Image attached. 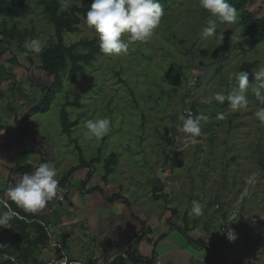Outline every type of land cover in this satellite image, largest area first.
<instances>
[{
    "label": "rangeland",
    "instance_id": "1",
    "mask_svg": "<svg viewBox=\"0 0 264 264\" xmlns=\"http://www.w3.org/2000/svg\"><path fill=\"white\" fill-rule=\"evenodd\" d=\"M58 1L63 11L81 4L79 0ZM28 3L31 10L26 17L15 20L0 17V132L5 125L4 117L14 114V109L15 117L23 122L26 139L33 130L35 145L47 142L52 146L59 166L65 162L66 166L77 168L98 153L103 172L104 157L109 160L111 155L116 156L118 171L131 184L141 178V194L163 196L160 204L163 202L174 210L182 227L195 225V229L211 222L219 236H223L227 219L240 210L235 221L236 239L234 242L228 239L233 245L227 244L226 248L241 260L246 258L247 264H264V124L254 116L257 108L264 105L251 93L248 106L237 112H232L227 102L202 103L216 91H231L236 86L235 80H229L233 72H247L252 82L254 70L264 66V43H251L239 25V17L236 24L218 22L217 34H224L223 41L205 37L202 29L210 14L199 7V0H161L164 15L147 42L130 44L126 55L99 56L86 74L76 80L64 73L63 87L50 111L34 117L29 114L24 124L23 112L27 107L21 106L16 89L26 96L37 90L34 92L37 98L31 96L30 104L36 106L44 97L40 86H36L41 75L45 76L46 87L54 79L40 70L39 54L22 55L23 45L32 38L44 41L46 46L56 42L55 28L46 21L38 0ZM62 3L69 7L63 8ZM251 5L255 16L264 18V0L252 1ZM237 30L242 32L243 39L231 45L230 36ZM10 31H16L22 42L9 39ZM64 40L68 47L83 41L98 43L94 29L85 22L79 25L77 33L66 34ZM77 52L88 51L79 48ZM205 68L213 72L207 83L202 80ZM193 103L197 104L196 115L203 114L207 119L201 120L197 142L185 148L190 134L179 133L172 123L182 106L188 114ZM62 111L70 123H77L70 134L62 126ZM218 113H224V119H217ZM105 116L112 121L108 135L99 140L86 139L85 121ZM170 128L174 131L167 136ZM45 144L43 150L35 149L37 154L31 158H44L49 152ZM4 145L7 147V143ZM12 145L17 149L29 146L18 139ZM8 151V157L15 159V166L31 159L19 153L16 156L13 149ZM172 153L178 154L181 167L167 160ZM248 178L254 181L252 195L244 198L241 188ZM222 188L221 201L226 207L219 209L215 200ZM1 189L0 197L5 198ZM206 191L213 203L208 202ZM193 200L203 205L202 215L189 214Z\"/></svg>",
    "mask_w": 264,
    "mask_h": 264
},
{
    "label": "crops",
    "instance_id": "2",
    "mask_svg": "<svg viewBox=\"0 0 264 264\" xmlns=\"http://www.w3.org/2000/svg\"><path fill=\"white\" fill-rule=\"evenodd\" d=\"M252 1L255 0H251L248 8L252 7ZM257 18L264 20L260 16ZM44 79L45 76L41 75V79L36 83V86H40L39 90L42 96L43 90L47 88ZM17 91L22 90L16 89ZM18 92L17 98L21 106L28 108H25L26 111L23 112L25 117L29 111L38 106V104L30 105L32 97L37 98V94L34 93L37 90H34L29 96ZM41 100L42 98H40ZM12 112L16 114L14 109ZM35 115L38 114H34L32 117ZM16 117L14 114H10L5 116L2 121L5 125H2L0 132L1 191L4 190L6 193L5 190L15 184V178L22 174L12 173V170L24 165L31 166L35 170L40 163L48 162L57 170L59 184L67 178L66 190L59 198L50 201L44 210L27 213L52 225L53 241L63 242L69 251L68 255L71 260L83 264H112L119 258L125 259L127 264H154L157 259H160L164 264H247L246 258L241 260L236 253H232L230 249L226 248L227 244L233 245V243L229 242L226 233L219 236L214 226H211V222L204 227L199 226L195 229V225L182 227L175 218L174 210H171L170 206H165L163 202L160 204L163 196L153 198L150 195L141 194L143 191L139 185L141 178H137L136 183L131 184L124 174L118 171L119 161L115 172L106 176L105 167H103V172L100 171L101 163H99L98 153H96L87 158L86 163L89 164V167L86 165L87 168L79 169L68 177L76 167L66 166L65 162L59 166V158L55 155L56 152L52 146L47 142L35 145L33 139L36 134L33 130L28 140L23 138L15 123ZM28 120L29 118H24V124ZM10 138L12 140L9 142ZM17 139L24 140L29 146L23 149L14 148L12 142ZM5 143H7V147H5ZM44 144L46 145L45 149L49 151L43 155L44 158L41 160L31 158L37 154L34 153L35 149L43 150ZM11 149L15 155L19 153L17 155L31 159L23 160L24 163L21 166H15V159L9 158L7 154V151ZM8 152L10 153V151ZM48 154L51 157L49 159ZM104 159L105 163L107 158L104 157ZM30 161H32L31 164H29ZM26 162L29 163L26 164ZM104 163L103 166H105ZM82 175H85V178ZM68 185H70V189H68ZM67 193H69L68 202L63 200ZM165 194L168 193L165 192ZM4 196L5 198L0 197V200L10 204L12 201L5 194ZM117 196H121L122 199L114 203L108 201ZM59 201H63V207L58 205ZM51 204L54 206L47 215ZM223 204L226 207V204ZM236 214L239 215L238 210L233 215ZM236 219L230 223L232 230L237 229ZM12 224H15V230L18 232V221L13 222L12 220ZM76 230L86 233L89 238L88 242L73 234ZM213 231L215 235H213ZM38 232V228L34 225H29L26 230L30 240L38 238ZM226 239L227 241H225ZM49 241L45 245L33 248L29 264H53L55 262L58 254L49 247ZM48 258L51 261L47 262Z\"/></svg>",
    "mask_w": 264,
    "mask_h": 264
},
{
    "label": "clouds",
    "instance_id": "3",
    "mask_svg": "<svg viewBox=\"0 0 264 264\" xmlns=\"http://www.w3.org/2000/svg\"><path fill=\"white\" fill-rule=\"evenodd\" d=\"M63 8H68L67 3H62ZM199 7L210 14L202 35L213 37L219 41L224 40V34H217V24H236L239 17L238 9L228 0H199ZM164 15L161 0H92L84 17V22L92 29L98 38L100 51L105 55H126L130 44L147 42L153 35ZM241 31L232 32L231 45L241 42ZM125 37V38H122ZM45 42L32 38L25 41L22 55L30 53L39 54L45 48ZM229 80H235L236 86L231 91H216L207 96L202 103L211 105L213 102L223 105L227 102L232 112L245 109L249 103V94H253L261 105H264V66L254 70V79L249 81L248 73L236 71L229 75ZM255 118L264 124V106L258 107L254 113ZM203 114L194 116L191 111L185 116L183 112L177 117L181 124L174 125L179 133L190 134L184 147L197 142L201 135V120H206ZM217 119H224V113H218ZM109 117H98L85 121V137L88 140H99L108 135L111 130ZM62 189L59 187L57 170L48 162H43L34 171L25 172L15 178V184L10 185L5 195L15 205L25 212L37 213L48 207L49 202L59 198ZM0 228H11L13 217L19 214L4 200H0ZM204 207L198 200L192 201L190 215L200 216ZM235 216V215H233ZM230 216L227 220L232 219ZM227 237L230 241L236 239V233L229 228ZM3 245H0L2 248ZM10 257L0 255V264H5ZM14 264V261H13Z\"/></svg>",
    "mask_w": 264,
    "mask_h": 264
},
{
    "label": "trees",
    "instance_id": "4",
    "mask_svg": "<svg viewBox=\"0 0 264 264\" xmlns=\"http://www.w3.org/2000/svg\"><path fill=\"white\" fill-rule=\"evenodd\" d=\"M80 5L73 6L69 10H61V3L58 0H38L39 6L43 8L46 21L53 25L55 28L56 42L46 46L43 52L39 53L41 61L40 69L49 78H53V83L44 90V97L33 110L29 111L25 115V119L29 117V114H45L50 111L53 102L56 99L57 94L63 87L62 75L68 72L69 78L76 80L79 77H83L88 67H92L93 63L98 57H103V54L98 46L96 40L83 41L68 47L65 44L64 36L66 34H73L79 31V25L84 23L85 14L92 2V0H79ZM228 2L234 5L239 12V25L246 37L254 45H260L264 43V20L255 16L254 11L248 8L251 0H228ZM31 10L28 0H0V17L9 19H22L26 17ZM7 37L11 40H18L19 35L16 31H10ZM83 48L88 52L86 54H79L77 50ZM70 64V67H69ZM124 83V81H122ZM77 103V102H76ZM15 114V113H14ZM62 126L64 131L71 133V130L77 126V123H70L68 115L62 111L61 113ZM15 123L19 129V132L23 138L26 139V131L22 126V121L16 117ZM111 160V162H109ZM169 161V157L167 158ZM118 165L116 156L111 155L109 160L105 161L106 176H109L115 172V167ZM86 163L81 162V165L68 175L70 177L73 173L79 169H84ZM34 171L31 166L24 165L20 168H15L12 173L24 174L25 172ZM67 178H65L59 187L62 192L61 196L67 187ZM121 196H117L111 200L110 203L120 201ZM13 211L18 212L23 217L32 220L35 219L32 215L25 212L23 209L17 207L14 202L9 204ZM2 208V205H0ZM19 223L18 232H16L14 225L11 222V228H0V255L7 254L9 257L14 258L18 264H29L33 248L39 245H45L48 243L49 238L46 231L34 224L38 228V238L30 240L29 235L26 233L28 224L17 220ZM5 264H13L11 260L5 262ZM112 264H127L125 259L119 258Z\"/></svg>",
    "mask_w": 264,
    "mask_h": 264
},
{
    "label": "water",
    "instance_id": "5",
    "mask_svg": "<svg viewBox=\"0 0 264 264\" xmlns=\"http://www.w3.org/2000/svg\"><path fill=\"white\" fill-rule=\"evenodd\" d=\"M213 72L212 70L208 69V68H205V75L204 77L202 78L203 82L207 83L209 82L211 76H212ZM196 103H193L191 105V108H190V111L192 112L193 115H196L198 113V110L196 108ZM183 112L182 110L180 111V113ZM184 114V113H183ZM173 127L174 125H178V121L177 120H174L173 123H172ZM173 128H172V131L169 130V133H167L166 135L169 136L171 132H173ZM170 162L171 163H174L176 166H182V162L178 156L177 153H173L170 157ZM254 181L252 178H248L245 182V185L243 187V190H242V194L245 198H248L251 196V191H252V185H253ZM68 189H70V185H68ZM206 196H207V199H208V202L209 203H212L213 202V199L211 198L210 194L208 193V191H206ZM64 201L68 202L69 200V193H67L66 196H64L63 198ZM216 203L218 206H222L224 205L221 200H220V197H218V199L216 200ZM58 205L60 207H63V201H59L58 202ZM54 205H50L49 206V209L47 210V215L49 214L50 212V209H52ZM238 212L240 213V210H238ZM237 214L235 216L232 217V219L230 220H227L226 221V224H225V227H224V231L227 233V230L230 228V223L233 222L236 218H237ZM210 228L208 227V230ZM73 234H75L76 236L82 238L83 240H85L86 242H88V235L86 233H83L81 230H76ZM213 235H215L214 231H213ZM66 237H69V236H66ZM228 239V237H227Z\"/></svg>",
    "mask_w": 264,
    "mask_h": 264
},
{
    "label": "built area",
    "instance_id": "6",
    "mask_svg": "<svg viewBox=\"0 0 264 264\" xmlns=\"http://www.w3.org/2000/svg\"><path fill=\"white\" fill-rule=\"evenodd\" d=\"M16 212V211H15ZM18 213V212H16ZM19 214V213H18ZM17 220L23 222V223H26L28 225H34V224H37L38 226L42 227L47 235H48V238H49V247L55 251L58 255L56 257V260L53 264H83L81 262H76V261H73L71 260L70 256L68 255V253L66 252V250L64 249V244L63 242L61 241H53L52 239V225L45 222L44 220L42 219H32V220H29L25 217H23L21 214H19L17 217H15ZM12 262L14 261V264H18L17 261L14 259V258H11L10 259ZM154 264H164L160 259H157L155 261Z\"/></svg>",
    "mask_w": 264,
    "mask_h": 264
},
{
    "label": "flooded vegetation",
    "instance_id": "7",
    "mask_svg": "<svg viewBox=\"0 0 264 264\" xmlns=\"http://www.w3.org/2000/svg\"><path fill=\"white\" fill-rule=\"evenodd\" d=\"M190 108H191V106H190ZM181 110L183 111V113H184V115L185 116H187L188 114L186 113V111H185V108L182 106L181 107ZM180 110V111H181ZM180 111H179V114H180ZM170 131H171V128H170ZM171 134V133H170ZM182 134V133H181ZM181 134H178L177 136L179 137V135H181ZM173 154V153H172ZM171 154V155H172ZM171 157V156H170ZM170 157H169V161H170ZM247 180V179H246ZM246 180L243 182V184H242V188H241V194H242V190H243V187H244V185H245V182H246ZM254 184V183H253ZM223 193H224V188H222L220 191H219V193H218V196H217V198H216V200L218 199V197H220V200H221V197H222V195H223ZM243 195V194H242ZM251 195H252V191H251ZM251 197V196H250ZM206 198H207V196H206ZM245 198V197H244ZM249 198V197H248ZM216 200H215V204H216ZM222 202V201H221ZM222 203H224V202H222ZM225 207V205H222V206H218L217 205V208H224Z\"/></svg>",
    "mask_w": 264,
    "mask_h": 264
},
{
    "label": "bare ground",
    "instance_id": "8",
    "mask_svg": "<svg viewBox=\"0 0 264 264\" xmlns=\"http://www.w3.org/2000/svg\"><path fill=\"white\" fill-rule=\"evenodd\" d=\"M226 233V232H225Z\"/></svg>",
    "mask_w": 264,
    "mask_h": 264
}]
</instances>
